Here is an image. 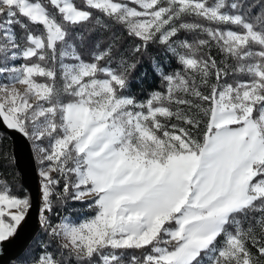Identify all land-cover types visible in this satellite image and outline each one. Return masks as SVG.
I'll return each mask as SVG.
<instances>
[{"label":"snow or ice","instance_id":"snow-or-ice-1","mask_svg":"<svg viewBox=\"0 0 264 264\" xmlns=\"http://www.w3.org/2000/svg\"><path fill=\"white\" fill-rule=\"evenodd\" d=\"M0 125L38 165L36 198L0 181L31 264H264V0H0Z\"/></svg>","mask_w":264,"mask_h":264},{"label":"water","instance_id":"water-1","mask_svg":"<svg viewBox=\"0 0 264 264\" xmlns=\"http://www.w3.org/2000/svg\"><path fill=\"white\" fill-rule=\"evenodd\" d=\"M0 129L6 131L11 138L14 163L20 172L22 183L34 198L38 197L39 176L33 147L21 134L7 130L2 125H0ZM39 228L37 209L34 204L17 235L10 242L0 246V264L9 263L19 256L27 248Z\"/></svg>","mask_w":264,"mask_h":264},{"label":"trees","instance_id":"trees-1","mask_svg":"<svg viewBox=\"0 0 264 264\" xmlns=\"http://www.w3.org/2000/svg\"><path fill=\"white\" fill-rule=\"evenodd\" d=\"M74 3L79 7H83V0H74ZM151 51L155 54L157 50L151 49ZM144 68L148 69V76L143 79L142 85L136 83L132 84V89L134 91L139 92L141 88L150 89L156 86V78L147 60L141 65V68L137 69L136 76L139 77L141 70ZM0 181H6L13 194L22 196L29 193L28 189L22 183L20 172L14 163L11 138L9 134L2 129H0ZM91 214L92 213H88V215ZM41 239V229L39 228L33 239L29 242L27 248L19 256L6 264H22L21 261L24 259L32 260L39 252ZM136 254L139 255L140 253Z\"/></svg>","mask_w":264,"mask_h":264},{"label":"rangeland","instance_id":"rangeland-1","mask_svg":"<svg viewBox=\"0 0 264 264\" xmlns=\"http://www.w3.org/2000/svg\"><path fill=\"white\" fill-rule=\"evenodd\" d=\"M35 153V152H34ZM38 166V165H37ZM22 264H31V260L24 259L21 261Z\"/></svg>","mask_w":264,"mask_h":264}]
</instances>
